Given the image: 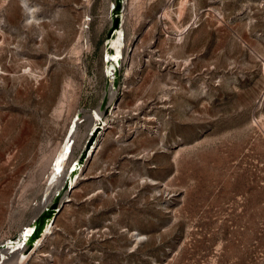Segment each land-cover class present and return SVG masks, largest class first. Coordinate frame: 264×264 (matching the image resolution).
<instances>
[{
  "label": "rangeland",
  "instance_id": "1",
  "mask_svg": "<svg viewBox=\"0 0 264 264\" xmlns=\"http://www.w3.org/2000/svg\"><path fill=\"white\" fill-rule=\"evenodd\" d=\"M113 3L0 0V245L52 200L68 129L78 158L107 122L51 231L1 263L264 264V0H125L111 83Z\"/></svg>",
  "mask_w": 264,
  "mask_h": 264
},
{
  "label": "bare ground",
  "instance_id": "2",
  "mask_svg": "<svg viewBox=\"0 0 264 264\" xmlns=\"http://www.w3.org/2000/svg\"><path fill=\"white\" fill-rule=\"evenodd\" d=\"M124 4H125V0H123V5ZM113 6H114V3H113ZM110 15H111V12H110ZM121 15H122V20L124 21V10L122 11ZM107 38L108 40L106 41V46H105V54L107 55L106 71H107V75L110 78V82L112 83L114 78L116 77V72L118 68L120 67L123 61V57H124L123 46L125 45L126 34H125L123 24L122 26L116 29L114 35L107 37ZM108 44L110 45L108 46ZM112 94H114V92ZM90 116L93 119V124L91 126L90 134L96 135L99 132V130L102 131V129L105 128L107 122L104 119L103 114L96 110L90 113ZM79 121H76L75 124L72 126V128L68 129L67 135L61 144V148L58 150V152L56 153V155L54 156L51 162V171H50L51 172L50 173L51 182L59 181L58 185L56 186V190L54 191L53 196L56 194V192L61 191L62 185L65 183L66 177L68 178V183H69L68 184L69 186L66 189V193H68L69 190L73 189L79 177L81 176L84 164L83 162L76 161V164L73 165L74 160H77L78 158H72V152H73L75 140H73V143H71V140L73 139V137L76 136V133L78 131ZM97 147L98 146L96 144V145H93L91 149H89L90 150L89 156H88L89 158L90 156L94 154ZM69 152H70V155L68 157ZM85 161H87V159ZM44 195H45L44 196L45 202L42 205H47L51 201V199L49 198L50 193L47 191ZM54 221L46 225L43 235L37 238V240L35 241L34 248H37L40 245L43 239V236H45L48 232L51 231V228L54 226ZM34 229H35V225L32 220L29 224L25 226V228L21 230V232L19 233L17 237L9 238L5 240L4 243L0 245V263L3 262L5 258H10V257L14 258L13 256L15 255H17L19 260H22L25 257H27L29 254H31L32 252L29 254H26L24 252V248L26 247L27 241L29 240V237L32 234Z\"/></svg>",
  "mask_w": 264,
  "mask_h": 264
},
{
  "label": "water",
  "instance_id": "3",
  "mask_svg": "<svg viewBox=\"0 0 264 264\" xmlns=\"http://www.w3.org/2000/svg\"><path fill=\"white\" fill-rule=\"evenodd\" d=\"M124 5L123 0H115V5L111 9V23L107 30V37H110L114 35L116 29L123 24L122 20V11H123ZM106 43V42H105ZM108 43V42H107ZM110 44H108L109 46ZM116 74H119V71L117 70ZM117 81V79H116ZM107 97L105 96L103 98L101 107L105 108V112L108 111L107 109ZM96 139L95 134H90L87 138L84 147L80 151L78 155V160L80 162H84L88 156H89V149L91 148L93 142ZM72 171V170H71ZM68 178H65V183L62 185L61 191L56 192V194L52 197V200L47 205H42L39 213L35 216L33 219V223L35 225V229L33 230L32 234L29 237V240L27 241V245L24 248V252L26 254H29L33 252L36 248L35 247V241L37 238L41 237L43 235V232L46 228V225L48 223H52L55 219L59 211L64 206L65 201H67V198L64 197V192L66 191L68 185ZM44 237V236H43ZM3 244V243H2Z\"/></svg>",
  "mask_w": 264,
  "mask_h": 264
},
{
  "label": "built area",
  "instance_id": "4",
  "mask_svg": "<svg viewBox=\"0 0 264 264\" xmlns=\"http://www.w3.org/2000/svg\"><path fill=\"white\" fill-rule=\"evenodd\" d=\"M76 161H79V160H78V159H77V160H74V163H73V165H74V164H76ZM78 165H79V164H78ZM82 166H83V165H82Z\"/></svg>",
  "mask_w": 264,
  "mask_h": 264
}]
</instances>
